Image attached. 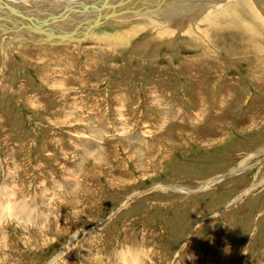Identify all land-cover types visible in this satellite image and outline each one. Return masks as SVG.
<instances>
[{"label": "rangeland", "instance_id": "obj_1", "mask_svg": "<svg viewBox=\"0 0 264 264\" xmlns=\"http://www.w3.org/2000/svg\"><path fill=\"white\" fill-rule=\"evenodd\" d=\"M259 3H186L192 35L134 3L84 39L0 38V191L28 214L0 264H264V38L192 44Z\"/></svg>", "mask_w": 264, "mask_h": 264}, {"label": "bare ground", "instance_id": "obj_2", "mask_svg": "<svg viewBox=\"0 0 264 264\" xmlns=\"http://www.w3.org/2000/svg\"><path fill=\"white\" fill-rule=\"evenodd\" d=\"M209 1L221 3L227 0H0V38L15 37L26 40L30 39V41L35 43L40 41H56L58 38H60L58 40L64 42H69L72 39H84L83 37H86V34L92 28L95 29L96 26H101L111 18H117L116 23L119 24L124 22L122 13L134 3L138 7L137 9L144 7L142 4L146 3L145 7H148L147 10H153L152 18L155 17V13L172 11L169 12L168 16H159L160 21L165 24V28L168 29V26H173L175 29L177 28L192 35L193 33L190 28L194 22V18L199 13L191 10L193 8L190 9L189 6H192L191 4L196 2L205 5ZM256 1L258 5L261 2V0ZM186 3H189V6ZM245 3L246 0H240V6H243ZM88 5L90 7L87 8ZM187 7L190 13L185 17L181 13ZM193 12L196 13L195 16ZM238 12L243 15H248L247 11L234 6L221 8L216 11L214 18L208 23V30L212 34V39L206 40L199 36L196 37L192 44L205 47V53L207 55H213L217 53L208 49L209 44L218 45L219 41L227 42L225 40L228 37L227 35H231L232 42L238 43L236 38H239L248 44V47L241 48L237 51V54H244L247 51L258 49L262 51V43L258 42L259 40L261 42V39L264 38V23L249 22L241 18L237 20L235 16H237ZM127 14L129 15L130 13ZM229 16L233 17L229 22H220L219 19L221 17ZM206 17H208L207 14ZM72 23L74 26L78 25L76 30ZM132 31V28H128L123 34H119V37L123 40L129 39L133 35ZM186 42L188 43L189 41H184V43ZM167 43L170 42L168 41ZM224 46L223 52L226 51L228 53L230 47L228 44ZM17 197L18 194L14 195L11 192L8 195L6 191H0V231L3 229L2 226L6 224L4 221L8 220H1L3 217H15L20 220L22 217H28L27 210H21L20 203L17 202ZM4 235L6 234L4 233ZM125 255L128 256L126 258L130 264H143L138 252H128ZM124 259L122 260L121 258L123 262L125 261Z\"/></svg>", "mask_w": 264, "mask_h": 264}]
</instances>
